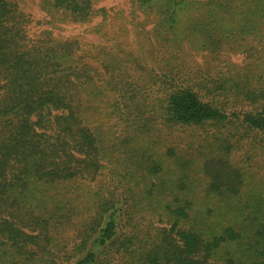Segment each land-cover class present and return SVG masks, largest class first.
<instances>
[{"label": "trees", "instance_id": "16d2710c", "mask_svg": "<svg viewBox=\"0 0 264 264\" xmlns=\"http://www.w3.org/2000/svg\"><path fill=\"white\" fill-rule=\"evenodd\" d=\"M97 1L39 5L88 23ZM131 3L158 71L116 33L94 61L34 40L0 0V264H264V0Z\"/></svg>", "mask_w": 264, "mask_h": 264}, {"label": "rangeland", "instance_id": "374dc122", "mask_svg": "<svg viewBox=\"0 0 264 264\" xmlns=\"http://www.w3.org/2000/svg\"><path fill=\"white\" fill-rule=\"evenodd\" d=\"M24 12L29 14L31 22L28 25V33L32 39H37L45 30H50L52 36L59 39L76 38L81 45L82 52L91 61L92 56L98 49L103 51L108 46L117 44L113 39L108 38L105 32L115 34L116 36H126V42L136 56V63L146 68L159 70L165 65L164 56L154 47L146 51L148 44L142 42V36L139 37V28L144 21V15L132 5L131 0H98L96 8L105 7L108 16L105 18L103 13L95 16L88 23H51L50 16L42 10L39 0H16ZM104 19H106L104 21ZM102 25V27H100ZM151 24H147L148 29ZM100 29L101 31H98ZM113 36V35H112ZM230 61L242 64L245 56L242 53H225ZM187 63L191 67L205 66V58L200 55L195 58H187ZM236 126L235 123L230 124ZM229 125V126H230ZM264 166V164H263Z\"/></svg>", "mask_w": 264, "mask_h": 264}]
</instances>
